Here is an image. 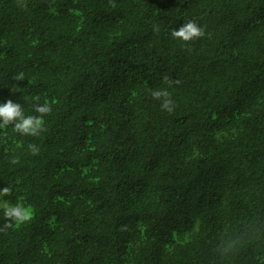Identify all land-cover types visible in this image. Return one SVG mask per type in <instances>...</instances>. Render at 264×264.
Wrapping results in <instances>:
<instances>
[{"label": "trees", "instance_id": "1", "mask_svg": "<svg viewBox=\"0 0 264 264\" xmlns=\"http://www.w3.org/2000/svg\"><path fill=\"white\" fill-rule=\"evenodd\" d=\"M8 99L0 264H264V0H0Z\"/></svg>", "mask_w": 264, "mask_h": 264}, {"label": "clouds", "instance_id": "2", "mask_svg": "<svg viewBox=\"0 0 264 264\" xmlns=\"http://www.w3.org/2000/svg\"><path fill=\"white\" fill-rule=\"evenodd\" d=\"M113 7H115V4H113ZM155 31H159V29L156 28ZM205 35V29L194 20H189L182 24L178 29L171 32L173 38L184 42H191L195 39L204 37ZM16 79L23 80V74L21 73ZM168 83L178 84L180 81H168ZM151 95L154 99H162V110H167L168 112L173 111V101L171 99V94L167 90L153 91ZM34 111L39 113V115L26 116L20 103L13 102L12 99H8L5 103H0V129L6 128L7 126H13L14 130L21 135H39L46 130L44 118L52 112V105L48 102L43 104L38 103L34 106ZM29 148L34 155L38 154L40 151L39 147L35 144H30ZM17 162L18 161L16 160L13 161V163ZM11 191L12 190L9 186L4 187L0 189V196H8L11 194ZM0 207L3 208L4 217L7 220L0 231L12 228L13 221L19 226L33 218L32 210L22 204L17 203L12 205L8 201H3L0 203Z\"/></svg>", "mask_w": 264, "mask_h": 264}]
</instances>
